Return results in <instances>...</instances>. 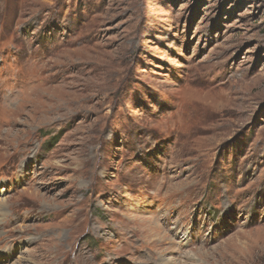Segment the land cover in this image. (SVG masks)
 Instances as JSON below:
<instances>
[{
	"label": "rangeland",
	"instance_id": "1",
	"mask_svg": "<svg viewBox=\"0 0 264 264\" xmlns=\"http://www.w3.org/2000/svg\"><path fill=\"white\" fill-rule=\"evenodd\" d=\"M0 202V264H264V0H0Z\"/></svg>",
	"mask_w": 264,
	"mask_h": 264
},
{
	"label": "bare ground",
	"instance_id": "2",
	"mask_svg": "<svg viewBox=\"0 0 264 264\" xmlns=\"http://www.w3.org/2000/svg\"><path fill=\"white\" fill-rule=\"evenodd\" d=\"M1 203V202H0ZM3 205V204H2ZM6 209V208H5ZM3 210V209H2ZM5 216V215H4ZM155 231V230H154Z\"/></svg>",
	"mask_w": 264,
	"mask_h": 264
}]
</instances>
